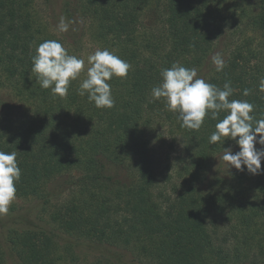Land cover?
<instances>
[{
    "label": "trees",
    "instance_id": "16d2710c",
    "mask_svg": "<svg viewBox=\"0 0 264 264\" xmlns=\"http://www.w3.org/2000/svg\"><path fill=\"white\" fill-rule=\"evenodd\" d=\"M64 7L61 14L83 17L88 35L132 67L110 81L112 109L79 95L86 77L66 97L54 96L39 87L31 57L44 40L60 38L39 20L35 0H0V87L20 103L18 113L0 97L10 115L0 116V150L17 152L16 196L53 203L58 230L102 246L91 264H131L128 253L144 264H264V174L214 169V156L236 141L210 145L216 120L206 117L199 131L181 127L164 98L151 95L161 70L179 63L218 87L230 81L229 99L249 101L264 117V0H67ZM241 23L254 35L240 30L217 72L208 58L225 27ZM167 131L180 149L164 179L154 146ZM37 225L28 213L13 218L0 264H7L3 245L14 264H57L74 251Z\"/></svg>",
    "mask_w": 264,
    "mask_h": 264
},
{
    "label": "clouds",
    "instance_id": "9594fccd",
    "mask_svg": "<svg viewBox=\"0 0 264 264\" xmlns=\"http://www.w3.org/2000/svg\"><path fill=\"white\" fill-rule=\"evenodd\" d=\"M76 23L61 16L56 27L59 32L68 33L70 29L75 31L73 25ZM31 59V71L36 74L39 87L50 89L54 96L61 98L69 94L72 82L78 80L85 70V60L70 55L59 40L41 42ZM211 61L217 72L223 71L226 66L219 52L211 57ZM87 64L86 78L79 84V95H86L98 109L114 108L116 101L110 81L113 77L126 78L132 66L107 48L90 54ZM160 77V83L151 89L153 100L164 98L167 109L177 114L181 127L199 131L206 117L216 120L209 144H224L228 138L239 145V151L235 153L230 148H224L222 159L228 167L234 166L240 171L246 169L253 175L264 174L261 167L264 160V117H255V105L249 101L229 99L233 95L230 81H226L222 88L218 87L201 77L195 68L179 63L162 69ZM260 90L264 91V80ZM249 94V89L243 90L242 95ZM222 112L226 114L220 119ZM21 175L17 152L0 150V216L8 214L10 205L16 199V185Z\"/></svg>",
    "mask_w": 264,
    "mask_h": 264
},
{
    "label": "rangeland",
    "instance_id": "374dc122",
    "mask_svg": "<svg viewBox=\"0 0 264 264\" xmlns=\"http://www.w3.org/2000/svg\"><path fill=\"white\" fill-rule=\"evenodd\" d=\"M67 0H51V2L47 0H35V8L38 12V17L41 22L46 23L45 25L49 29L51 33L56 34L59 38L61 43L64 45L65 48H67L70 55H76L82 59L85 60V70L82 72L80 77H86L87 68L89 65L87 64V58L90 54L94 53L97 49H102L101 45L94 41L87 33V24L83 17L81 19L78 17L79 20H77L78 23L73 25V28H75V31H72L71 29L67 34H64L59 32L56 25L59 22V19L61 16H64V12L61 14V10H63L64 4ZM246 3L248 0H245ZM252 1V0H250ZM61 14V15H57ZM73 20L76 21L74 18ZM244 22V21H243ZM242 28L239 27V29L235 30V26H226L225 27V35H222L221 39L219 40L216 49L211 53L208 59H210V64H212L211 57L215 55L217 52L221 53L223 58L226 59L228 56V50H227V44L232 40L234 41L235 38H237V35L240 34V30H243L246 35L247 33L249 35H254L250 31H245L244 23H241ZM242 35V34H241ZM213 65V64H212ZM198 74L202 77L201 72L198 71ZM203 74V73H202ZM0 97L3 99L8 100L9 102H14L17 105V111L19 113V105L20 103L16 99V97L13 94V91L8 85L1 86L0 87ZM12 109V108H11ZM10 109V110H11ZM11 112V111H10ZM16 116L18 115L15 113ZM14 115V114H13ZM0 116L1 118H7L8 111H2L0 110ZM170 132H165L163 142L155 143V154L157 156V162L156 165L160 170V178H167L169 176L168 174L174 173V170L172 169L174 166L171 165V162L176 158V155L179 152V145L177 144V141L174 140V136H172ZM257 147H260V145H257ZM233 153L239 150V146H231L229 147ZM225 149L222 152L217 153L213 158V167L214 169H218V167L221 168V172L226 174L225 172H229L235 167H228V164L226 161L222 159V156L224 154ZM170 163V165H168ZM174 163V161H173ZM222 164V165H220ZM261 167H264V160L261 162ZM163 171V172H162ZM128 176V173H127ZM63 178V177H62ZM60 178V179H62ZM67 176L65 177V179ZM173 179L172 181H175ZM55 184V182H54ZM162 186L167 185L163 182ZM68 192V191H66ZM65 192V193H66ZM40 199L34 198V197H25V196H16V199L12 202L9 208V212L6 215L0 216V244H3L4 239L8 235V230L11 229L12 226V220L14 217H17L20 214H30V216L33 218L35 222H37V229L44 228L47 230H52L58 234V241L61 245L66 244V242H70L73 245L74 251L71 253L63 252L62 256L64 257L62 260H59L57 264H91L98 258H101L103 256V247L95 244L94 242H91L88 239H79L76 236L67 234L62 232L61 230H58L53 223H51L50 219V213L54 209L53 203L43 206V204H39ZM41 202V201H40ZM20 226V225H19ZM19 228V227H16ZM3 239V240H2ZM3 249H5V262L7 264H14L15 259L10 256L7 248L5 245H3ZM114 250L121 251L120 248L113 247ZM127 257L129 260H132L131 264H144L143 262H140L136 260L131 253L127 254ZM134 260V261H133Z\"/></svg>",
    "mask_w": 264,
    "mask_h": 264
}]
</instances>
